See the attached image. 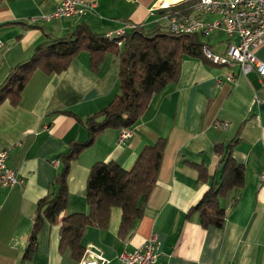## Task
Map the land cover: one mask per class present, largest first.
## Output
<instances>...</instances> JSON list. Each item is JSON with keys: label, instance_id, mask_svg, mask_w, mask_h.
<instances>
[{"label": "crops", "instance_id": "obj_1", "mask_svg": "<svg viewBox=\"0 0 264 264\" xmlns=\"http://www.w3.org/2000/svg\"><path fill=\"white\" fill-rule=\"evenodd\" d=\"M95 1L94 11L80 17L32 21L52 11L58 0H0V84L39 44L82 22L101 34L126 24L166 29L162 12L150 10L157 0ZM180 7L188 11L185 4ZM201 38L220 53L237 41L220 31ZM254 54L264 61V42ZM118 71L115 55L106 53L93 68L89 53L80 51L59 73L34 71L18 102L0 105V151H7V166L23 179L22 185L0 188V264H79L69 250L60 251L59 229L66 216L88 211L90 167L113 161L129 169L139 151L159 138L165 139V147L143 216L121 237V210L113 207L106 229L86 227L85 248L101 252L108 264H121L120 252L133 251L156 234L155 264H264V84L255 71L243 74L238 65L220 66L191 56L181 58L177 79L151 97L128 139L120 142L119 129H106L78 155L67 177V208L54 223H43L36 251L22 261L36 204L55 189L60 155L72 140L87 139L81 120L106 107L118 93ZM228 75L234 81H228ZM233 140L231 156L244 167V184L221 200L223 224L205 228L197 214L188 212L219 176L215 146ZM193 164L205 165L208 182L199 179Z\"/></svg>", "mask_w": 264, "mask_h": 264}, {"label": "trees", "instance_id": "obj_2", "mask_svg": "<svg viewBox=\"0 0 264 264\" xmlns=\"http://www.w3.org/2000/svg\"><path fill=\"white\" fill-rule=\"evenodd\" d=\"M169 2L165 0L163 4L166 6ZM182 4L188 6L189 3ZM180 5L177 8L181 9ZM118 41L121 45H118ZM204 46L198 34H172L158 25L146 29L136 24L123 37L109 38L107 34L93 32L82 22L63 36L39 44L29 58L10 69L0 84V105L6 100L16 104L34 71L59 73L80 51L89 53L93 68L99 65L106 53L115 55L119 60V91L106 107L81 120L87 131V139L72 140L67 151L60 155L62 166L53 180L55 189L36 204V215L22 256L23 262L36 251L37 236L43 223H54L67 208V177L78 155L104 130L130 129L134 126L151 97L177 79L181 58H205ZM234 143L235 140L226 146H215L219 157V176L209 182L206 192L188 212L197 214L205 228L223 224L225 209L221 200L231 192L237 193L244 184V167L231 156ZM164 147V138L144 146L129 169L113 161L94 163L89 169L85 186L88 211L63 218L59 229L60 251L69 250L71 256L80 261L85 252L82 242L84 230L90 225L106 229L113 207L121 210L118 234L125 237L143 216L147 198L157 180ZM193 165L198 170L199 179L208 182L205 165Z\"/></svg>", "mask_w": 264, "mask_h": 264}, {"label": "built area", "instance_id": "obj_3", "mask_svg": "<svg viewBox=\"0 0 264 264\" xmlns=\"http://www.w3.org/2000/svg\"><path fill=\"white\" fill-rule=\"evenodd\" d=\"M151 12L160 10L166 20V29L172 34H198L201 37L213 32H223L237 41L229 42L224 52H216L205 45L211 58L224 57L225 66L238 65L240 72L246 74L255 71L264 84V61L258 59L254 51L264 42V0H184L165 6L157 0ZM188 2V11L177 8L181 3ZM96 8L95 0H58L55 8L42 14L35 20L52 21L72 17H80ZM136 24H126L122 28L108 32L110 36L125 35L126 28ZM1 45V44H0ZM230 82L232 75L226 76ZM218 79V83H221ZM131 130L119 129V141L131 136ZM8 153L0 151V188L10 189L22 185L23 179L6 164ZM264 179V174L261 175ZM159 241L156 234H151L133 251L123 250L117 256L121 264H155L158 260ZM92 246L85 248L79 264H108L109 260L101 252H94Z\"/></svg>", "mask_w": 264, "mask_h": 264}, {"label": "bare ground", "instance_id": "obj_4", "mask_svg": "<svg viewBox=\"0 0 264 264\" xmlns=\"http://www.w3.org/2000/svg\"><path fill=\"white\" fill-rule=\"evenodd\" d=\"M180 1H184V0H170L168 5H171V4H174L176 2H180ZM168 5H166V6H168ZM107 35L109 36V38H111V37H117L118 38L119 37V36H110V34H107ZM118 45H121V42L118 41ZM203 53H204L205 58L209 62L216 64V65L225 66V58L224 57L211 58L210 55L207 53L205 46L203 48Z\"/></svg>", "mask_w": 264, "mask_h": 264}, {"label": "rangeland", "instance_id": "obj_5", "mask_svg": "<svg viewBox=\"0 0 264 264\" xmlns=\"http://www.w3.org/2000/svg\"><path fill=\"white\" fill-rule=\"evenodd\" d=\"M162 1V0H161Z\"/></svg>", "mask_w": 264, "mask_h": 264}]
</instances>
